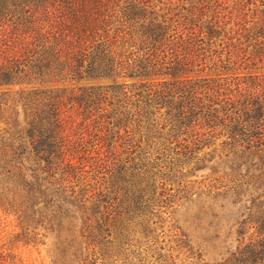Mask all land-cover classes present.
Returning <instances> with one entry per match:
<instances>
[{"label":"trees","instance_id":"1","mask_svg":"<svg viewBox=\"0 0 264 264\" xmlns=\"http://www.w3.org/2000/svg\"><path fill=\"white\" fill-rule=\"evenodd\" d=\"M164 5L0 0V209L26 229H77L90 249L88 263L99 264L96 246L110 244L114 234L124 238L135 227L150 233L155 207L170 202L150 165L135 162L137 144H127L131 132L140 138L143 128L145 136L163 139L166 145L154 159L171 153L175 163L168 171L174 174L222 137L224 156L235 160L233 180L247 178L258 193L248 219L256 236L232 255V264H264V93L248 90L244 78L204 72L202 59L183 49L160 55L173 41L178 47H193L191 39L202 42L193 31L182 39L187 18L176 29ZM237 61L225 57L231 67L223 71L232 75ZM112 107L117 111L108 112ZM112 113L118 119L109 137ZM156 115L166 116L165 124L155 123ZM203 207L196 219L211 217L208 226L217 234V215ZM79 262L88 264L84 257Z\"/></svg>","mask_w":264,"mask_h":264},{"label":"rangeland","instance_id":"2","mask_svg":"<svg viewBox=\"0 0 264 264\" xmlns=\"http://www.w3.org/2000/svg\"><path fill=\"white\" fill-rule=\"evenodd\" d=\"M162 2L165 3L164 7L170 8V25L179 30L186 27L182 39L193 31L202 42L191 39L193 47L187 43L178 47L173 41L160 55L170 57L171 52L183 49L190 57H196L197 61L202 59L200 62L204 72L209 69L212 74L225 73L223 77H235V81L244 78L248 90L255 88L259 93H264V0ZM190 9L193 14L188 12ZM175 13L176 16L171 15ZM182 17L187 18L183 27L180 25ZM208 31H211V35H207ZM225 57H238L232 66V75L230 71H223L225 66L231 67L224 62ZM248 73L253 77L248 79ZM80 85L85 86L84 82ZM67 107L69 104H66ZM111 109L117 111L114 107L107 111L113 112ZM132 109L126 110L128 116ZM163 112L159 111L160 114ZM157 116L153 118L155 123L162 121L165 124L166 116ZM117 119L113 113L110 114L109 137L116 130L113 123ZM132 126L129 125L128 130ZM167 129L161 133L165 134ZM140 130L137 131L141 133L140 138L138 133L132 131L131 142L127 144H137L133 155L135 162L150 165L155 179L164 183L165 196H171L170 202L161 204L163 207H155L158 218H154L157 221L155 225H148L150 233L142 235L135 227L124 238L111 235L110 244L93 249V257L102 254L99 264H232V255L248 244L249 237L254 239L256 236L248 219L254 216L251 201L258 193L247 178L233 180L236 178L235 173L232 174L235 160L231 155L224 156L227 149L220 145L224 138L210 140L211 145L197 153L199 161L185 165L182 174H174L172 170L168 171L170 163H175L171 153L165 151L159 155V160L154 159L158 148L166 145L163 139L145 136L143 128ZM115 140L113 137L112 141ZM195 163L198 169H193ZM239 173L242 175L244 169ZM181 185L185 186L183 191ZM201 206H209L212 213L217 215V234H213L208 226L212 222L211 217L199 216L196 219ZM76 231L56 233L41 226L34 228L33 225L26 229L19 225L15 216L0 209V264H79L82 257L88 263L92 258L90 249L85 247Z\"/></svg>","mask_w":264,"mask_h":264}]
</instances>
